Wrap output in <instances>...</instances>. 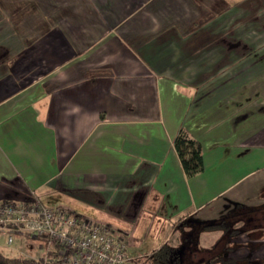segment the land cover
I'll return each mask as SVG.
<instances>
[{
	"label": "crops",
	"instance_id": "1",
	"mask_svg": "<svg viewBox=\"0 0 264 264\" xmlns=\"http://www.w3.org/2000/svg\"><path fill=\"white\" fill-rule=\"evenodd\" d=\"M178 130L201 152L191 176ZM28 191L134 257L219 264L229 228L253 257L264 0H0V200Z\"/></svg>",
	"mask_w": 264,
	"mask_h": 264
},
{
	"label": "built area",
	"instance_id": "2",
	"mask_svg": "<svg viewBox=\"0 0 264 264\" xmlns=\"http://www.w3.org/2000/svg\"><path fill=\"white\" fill-rule=\"evenodd\" d=\"M0 231L7 233L4 241L8 248L13 235L31 240L46 237L47 246L41 243L42 264L143 263L141 257L128 255L122 241L106 226L45 206L33 191L18 200H0Z\"/></svg>",
	"mask_w": 264,
	"mask_h": 264
},
{
	"label": "trees",
	"instance_id": "3",
	"mask_svg": "<svg viewBox=\"0 0 264 264\" xmlns=\"http://www.w3.org/2000/svg\"><path fill=\"white\" fill-rule=\"evenodd\" d=\"M172 147L174 151L176 152V155L179 159L180 166L183 172L187 176H191L195 174L196 172L200 171L202 167L201 152L198 147V144L196 143L194 139L188 137L182 130H178V132L176 133V135L174 136L172 140ZM3 200H11V199H3ZM222 224H224L223 221L219 219L218 221L210 223L209 225L205 226V229L216 228ZM228 231L232 232V234L238 233L237 229H229ZM39 238H40V241H42L41 243L43 247H46L47 242H48L46 237L41 236ZM49 246L53 247L52 245H49ZM171 258H172L171 248L168 245H162L157 250L151 252L149 255L142 258L143 260L142 264H174L172 260L169 261V259ZM222 263L223 264H240L236 262L235 259H228L225 261L223 260ZM0 264H42V256L38 258H25V257L18 256V255L6 256L0 253Z\"/></svg>",
	"mask_w": 264,
	"mask_h": 264
},
{
	"label": "rangeland",
	"instance_id": "4",
	"mask_svg": "<svg viewBox=\"0 0 264 264\" xmlns=\"http://www.w3.org/2000/svg\"><path fill=\"white\" fill-rule=\"evenodd\" d=\"M5 199V198H3ZM11 200H18L16 198H12ZM45 201V200H43ZM50 208H53L50 204L46 203ZM246 217L242 218V221H245ZM248 221V220H247ZM213 222V221H212ZM255 226L257 227V230L255 231V238L259 235V245L255 247V254L261 249V253H259L260 256H264V203L260 206V208L257 210V214L255 216ZM6 231H0V253L6 256H22L25 258H37L43 253L42 245L40 240H31L26 238L25 236H12V243L11 248H8L5 245V236ZM258 234V235H257ZM195 237L194 235L191 237V239ZM196 247V248H195ZM239 247V246H238ZM237 247V248H238ZM145 247L144 251L148 252L151 251V249H155L154 247ZM246 248V247H244ZM192 249L195 250L194 257H196L197 254L202 253V251H198L197 246H192ZM254 254V256H255ZM147 256V254H145ZM142 255L141 259L145 257ZM253 256V257H254ZM173 257V256H172ZM259 258L254 257L253 260L257 262ZM172 260L169 259V261ZM197 260V259H196ZM243 262H246V259H243ZM180 264H187L186 261H180Z\"/></svg>",
	"mask_w": 264,
	"mask_h": 264
},
{
	"label": "flooded vegetation",
	"instance_id": "5",
	"mask_svg": "<svg viewBox=\"0 0 264 264\" xmlns=\"http://www.w3.org/2000/svg\"><path fill=\"white\" fill-rule=\"evenodd\" d=\"M231 229V228H229ZM230 234H232V232H229ZM231 236V239H230V242L232 244H230V246L228 247V252H230L229 256L226 257V255L220 259V263L219 264H223L222 261L224 260H228V259H235L236 262L240 263V264H264V256H260L259 254H256L254 257H258L259 259L256 261L253 260L254 257L252 256H248V255H241V256H236V255H233L235 253V250L237 249V246H238V243L237 242V239H236V234H232ZM243 259H246V262H243Z\"/></svg>",
	"mask_w": 264,
	"mask_h": 264
}]
</instances>
